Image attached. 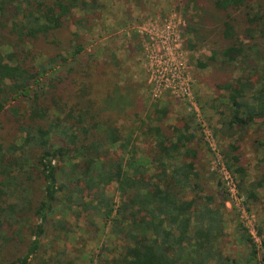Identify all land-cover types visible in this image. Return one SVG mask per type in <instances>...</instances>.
<instances>
[{"label":"trees","instance_id":"16d2710c","mask_svg":"<svg viewBox=\"0 0 264 264\" xmlns=\"http://www.w3.org/2000/svg\"><path fill=\"white\" fill-rule=\"evenodd\" d=\"M195 1L201 15L185 27L192 37L188 47L223 40L209 60L218 57L240 72L217 85L226 105L221 133L240 138L253 128L264 132V0ZM101 7L99 0H0V120L22 134L8 141L0 133V264H81L84 253L69 242L86 215L95 219V234L99 227L105 232L93 239L98 247L91 264H264L247 230L242 261L223 253L228 195L221 183L217 194L203 186L190 119L169 133L142 122L141 134L154 138L156 148L141 162L113 155L119 146L129 153L133 133L126 136L104 114L107 108L135 111L127 106L132 89L126 84L124 93L116 91L117 81L108 92L98 88L107 69L73 30L74 23L91 26ZM155 111L149 117L157 122L168 114L166 106ZM238 148L222 151L227 167L239 176L247 200L261 202L256 191L264 175L247 181L233 154ZM180 153L171 171L168 162ZM113 184L119 204L110 196ZM108 224L118 241L113 251L103 240ZM49 232L54 238L47 243Z\"/></svg>","mask_w":264,"mask_h":264},{"label":"rangeland","instance_id":"374dc122","mask_svg":"<svg viewBox=\"0 0 264 264\" xmlns=\"http://www.w3.org/2000/svg\"><path fill=\"white\" fill-rule=\"evenodd\" d=\"M99 3L102 5L97 9L96 16L99 19L94 20L87 29H80L81 26L74 23L73 30L81 33L87 48L94 52L98 61H101L102 71L107 69L104 83H98L97 87L108 92L110 84L117 81L120 88H116V91L124 93L122 89L126 84L132 89L127 106L135 111L129 110L130 112L127 113L116 112L114 114L107 108V112L104 114L107 121L112 120L113 126L124 134L133 133L129 153L123 154V148L119 146L114 150L113 155L115 157L125 155L128 158L140 159L137 161L141 162L146 159L149 153H151L149 156H153L156 148L154 138L147 139L141 134L138 127L142 125V122L151 126L159 125L164 129V132L169 133L172 128L185 127L186 119H190L189 128L197 136L196 143L200 148L197 168L201 171L202 184L206 189L217 194L221 190L218 183L222 184V180L218 173L212 170V165L216 167L214 165L216 158L213 151L209 149L210 145L204 129H207L210 135L212 134V142L221 153L231 145H238L239 148L233 154L240 157V166L246 169L249 183L264 175L263 130L253 128L240 138L239 136L227 138L220 131L224 113H226V105L225 94L218 89L217 85L232 80L240 72L234 67L223 65L218 57L216 61L209 60L213 50H220L223 47V40L212 37L210 41L198 45L195 49L188 47L192 42L190 40L192 37L185 33V27L188 21L196 22L201 15L196 1L99 0ZM76 14L81 17L84 13L81 10H76ZM167 27L177 37L178 42L183 44V60L189 67L191 77L190 96L182 97L164 91L157 97L154 91L153 72H155V68L152 66L154 63L152 57L156 56V51L161 48L162 41L167 37L162 33ZM113 57L117 59L119 67L113 65ZM199 61H206L209 64L207 67L201 68L198 66ZM98 80H102V77ZM192 102L196 106L192 105ZM156 106L168 108L167 116L160 122L149 117V115L156 117ZM134 113H137L138 117ZM0 121H6L4 127L2 129L0 127L2 138L8 141L13 138V140L20 139L22 134L14 129L8 119ZM125 135L127 136V134ZM181 160L180 153L168 162L171 171L174 166L181 163ZM232 173L239 185V176L233 171ZM222 187L226 191L223 184ZM110 192V196L112 195L116 203L119 204L120 194L116 184L110 186ZM240 192L244 201L241 200L237 206L235 202H228L230 196L226 191L228 195L225 213L226 224L224 236L220 241L223 253L237 261H242L247 255V244L243 235L245 230L249 234L248 229H251L256 235L255 244L259 256L264 254V187L256 191L261 197V202L257 203L248 201L244 192L242 190ZM68 218L75 221L73 215H68ZM80 219L77 220L79 228L74 227L72 237L75 238L70 239L69 247L84 253L80 259L81 264H91L89 257L92 252L96 253L98 247L94 240L97 237L102 239L105 232L102 234L99 227V231L95 234L94 217L86 215ZM86 225H91L89 231L83 230ZM110 226L111 224L107 225V236L103 240L113 251L118 241L116 237L109 236ZM261 227L263 228L262 235L259 234ZM53 238L49 232L44 241L49 243ZM77 238L78 241H75ZM55 243L62 246L61 241L56 240Z\"/></svg>","mask_w":264,"mask_h":264},{"label":"built area","instance_id":"2783aa9c","mask_svg":"<svg viewBox=\"0 0 264 264\" xmlns=\"http://www.w3.org/2000/svg\"><path fill=\"white\" fill-rule=\"evenodd\" d=\"M162 33L167 37L162 41L161 48L156 51V56L152 57L154 61L152 66L155 68V72H153L154 91L157 97L164 91H169L174 95L182 97L190 96L191 77L189 67L185 60H183V44L178 42L177 37L173 35L170 28L167 27ZM192 105L196 106L193 102ZM204 131L210 145L209 149L213 151L216 158L214 162L216 167L212 165V170L220 176L221 182L230 196L228 202H235L238 206L241 200L244 201V197L240 194L238 182L232 171L228 169L224 156L216 149L212 142V134L210 135L207 129H204ZM248 232L255 243L256 235L251 229H248Z\"/></svg>","mask_w":264,"mask_h":264},{"label":"crops","instance_id":"0c3cea01","mask_svg":"<svg viewBox=\"0 0 264 264\" xmlns=\"http://www.w3.org/2000/svg\"><path fill=\"white\" fill-rule=\"evenodd\" d=\"M136 160H140V159H136Z\"/></svg>","mask_w":264,"mask_h":264}]
</instances>
